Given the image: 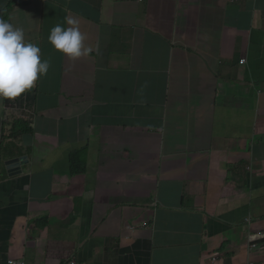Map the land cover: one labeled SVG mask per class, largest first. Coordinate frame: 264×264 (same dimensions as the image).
Masks as SVG:
<instances>
[{"label": "crops", "instance_id": "obj_1", "mask_svg": "<svg viewBox=\"0 0 264 264\" xmlns=\"http://www.w3.org/2000/svg\"><path fill=\"white\" fill-rule=\"evenodd\" d=\"M2 15L51 66L0 101L5 161L25 158L12 176L0 152V264L264 263V0H0ZM68 18L93 49L75 61L48 41Z\"/></svg>", "mask_w": 264, "mask_h": 264}, {"label": "clouds", "instance_id": "obj_2", "mask_svg": "<svg viewBox=\"0 0 264 264\" xmlns=\"http://www.w3.org/2000/svg\"><path fill=\"white\" fill-rule=\"evenodd\" d=\"M3 18L4 15L0 17V101L14 104L33 91L40 78L47 75L51 65L50 60L42 57L44 54L41 53L40 47L26 39L23 29ZM86 39V35L80 29L79 21L74 18H68L65 25L56 24L51 28L48 36L52 48L73 61L87 57L93 51L85 44ZM245 63V60L241 61V65ZM45 115L46 109L43 108L36 116L40 121ZM13 160L21 159L7 162ZM22 162L23 160L20 164ZM250 218L256 221L252 216ZM259 239L262 241L258 243L256 240L253 241L250 249L264 254V233L257 235V240ZM217 260L218 258H214L213 261ZM73 263L76 264L75 262L71 264ZM3 264L26 263L10 257L4 260Z\"/></svg>", "mask_w": 264, "mask_h": 264}, {"label": "rangeland", "instance_id": "obj_3", "mask_svg": "<svg viewBox=\"0 0 264 264\" xmlns=\"http://www.w3.org/2000/svg\"><path fill=\"white\" fill-rule=\"evenodd\" d=\"M42 57H43L44 59H48V60H50V57H49V56L42 55ZM50 64H51V61H50ZM43 77H45V76H43ZM43 77H41L39 81H41V80L43 79ZM13 126H14V125H13ZM13 126H11V127L9 126V127H6V128H5V130H4V131H5V132H4V137L8 138V137L12 134V135L15 137V138H13V139H16V136L14 135V133L11 132V128H12ZM15 127H17V126L15 125V126L13 127V129H16ZM0 149H1L0 152H1L2 156H3V161H5V157H6L7 153H8V152H6L7 146H6V145H3V146H1ZM9 154H10V155H17V154H18V153H17V143L14 144V150H13V152H11V153H9ZM6 163H7V162H5V164H1L2 172L6 170ZM5 175H6V174H5Z\"/></svg>", "mask_w": 264, "mask_h": 264}, {"label": "water", "instance_id": "obj_4", "mask_svg": "<svg viewBox=\"0 0 264 264\" xmlns=\"http://www.w3.org/2000/svg\"><path fill=\"white\" fill-rule=\"evenodd\" d=\"M23 161H25V158L23 159ZM20 162H21V160H13V161L6 163V166H7V169H8V172L10 175L13 176L18 171H19V173H22Z\"/></svg>", "mask_w": 264, "mask_h": 264}, {"label": "built area", "instance_id": "obj_5", "mask_svg": "<svg viewBox=\"0 0 264 264\" xmlns=\"http://www.w3.org/2000/svg\"><path fill=\"white\" fill-rule=\"evenodd\" d=\"M74 264V263H73Z\"/></svg>", "mask_w": 264, "mask_h": 264}]
</instances>
